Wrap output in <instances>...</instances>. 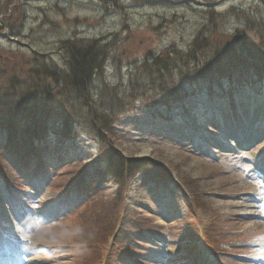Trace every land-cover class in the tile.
I'll list each match as a JSON object with an SVG mask.
<instances>
[{
  "label": "rangeland",
  "instance_id": "obj_1",
  "mask_svg": "<svg viewBox=\"0 0 264 264\" xmlns=\"http://www.w3.org/2000/svg\"><path fill=\"white\" fill-rule=\"evenodd\" d=\"M261 31L262 0H0V91L20 85L13 115L18 125L33 115L24 133L39 132L24 136L22 157L0 151V264H264V71L233 60ZM196 38L214 43L197 53L218 55L210 70L168 108L139 98L115 118L123 137L110 144L149 159L125 182L123 220L106 200L117 183L98 158L89 106L59 95L51 75L41 77L50 97L26 95L30 75L48 66L64 76L63 43L95 41L103 56L91 89L125 97L150 80L152 59L186 60Z\"/></svg>",
  "mask_w": 264,
  "mask_h": 264
},
{
  "label": "trees",
  "instance_id": "obj_2",
  "mask_svg": "<svg viewBox=\"0 0 264 264\" xmlns=\"http://www.w3.org/2000/svg\"><path fill=\"white\" fill-rule=\"evenodd\" d=\"M262 2L264 4V0H262ZM260 34L264 33L261 31ZM236 36L243 35L239 34ZM206 41V39L200 40L199 38H196L192 44L190 53L187 54L188 57L186 60H182V58L177 59L174 56L171 58L167 53L152 59L148 67L150 80L148 82H143L140 86L136 83L133 84L125 97L112 95L110 98L105 99L102 94H96L93 92V89H91L94 78L100 70V61L103 56L102 51L97 48V43L95 41L86 45L77 42L74 43L72 41H66L63 43L68 58V70L64 72V76L61 74L60 70L48 66L37 67L33 73L29 72L30 74L32 73L30 76L36 78V81L33 84V90L30 89L26 92V95H31L36 98L50 97L48 87L45 86L46 81L42 78L51 75L56 79L55 87L59 95L67 96L70 94L77 97L78 100L85 103L86 106H89L90 114L93 118L91 130L98 135L97 138L105 145L101 150L102 154H100L98 158L102 159V162L106 166L104 171L105 174L117 183V189L114 193L113 199L106 200L109 203H112V201H118L112 203V208H116L120 205L122 206L124 212H122V217L120 216V218L123 220L130 218V215L125 212L126 208L124 206V202L129 198V196L126 195L128 183L126 186L125 182H127L130 177L143 171L144 168L148 166L149 159L145 157L125 155L118 147L110 144L113 136L122 135L115 124V118L118 115V111L126 108L127 104L131 101L134 102L139 98L145 104L154 106L162 104L164 108H168L170 102H173L170 99L184 95L185 88L183 85H186L198 75L202 76L208 67H210L208 69L210 70L211 66H209V63L218 58V55L215 54L203 61L197 56L199 52H202V49L214 45L213 42L212 45L211 42L206 44ZM233 52L238 53L237 55H234L236 59L233 60L237 61L242 58V61L246 63L240 66V68L237 66V69H240L239 71L245 70L248 67L256 72L262 73L264 71V39L259 43H252L250 40L244 39V42L237 45ZM232 56L233 55H231V57ZM215 69H217L218 72L223 73L230 71L224 69L221 64H217ZM217 70H214L213 74H215V71ZM18 85L19 84L16 83L9 89L2 87L0 91V131L7 134V144L0 145V151L6 156L11 154L22 157L24 156V150L26 149V146H24V136H28L31 141L32 135L30 134H34V137L37 136L39 132H37L36 129L32 133H24L25 128L27 130H33L29 126L33 115L30 116V119L27 120L25 125L17 124L16 117L13 114L22 109L19 99L24 98V95H22L23 92L19 90L20 85ZM147 93L151 94L146 95ZM155 94L163 100L157 99L158 96ZM165 95L172 96L165 99ZM177 99L180 100V98ZM35 113H37V111ZM51 114L52 112L48 109L46 114L40 118L45 119V121L49 120ZM34 118L38 120L35 115ZM65 123L68 125L70 122L66 120ZM67 128H69V126H67ZM9 144H13L11 150L8 148ZM39 146V150L41 151V145L39 144ZM38 156L40 155H37V157ZM1 171L0 166V172ZM102 191L104 190H99V192ZM123 220L117 225L120 229L122 228Z\"/></svg>",
  "mask_w": 264,
  "mask_h": 264
},
{
  "label": "bare ground",
  "instance_id": "obj_3",
  "mask_svg": "<svg viewBox=\"0 0 264 264\" xmlns=\"http://www.w3.org/2000/svg\"><path fill=\"white\" fill-rule=\"evenodd\" d=\"M261 249H262V258L264 259V242L260 243ZM8 259H11V264H16V263H12L13 259L12 257H9Z\"/></svg>",
  "mask_w": 264,
  "mask_h": 264
},
{
  "label": "water",
  "instance_id": "obj_4",
  "mask_svg": "<svg viewBox=\"0 0 264 264\" xmlns=\"http://www.w3.org/2000/svg\"><path fill=\"white\" fill-rule=\"evenodd\" d=\"M3 35L2 33H0V36Z\"/></svg>",
  "mask_w": 264,
  "mask_h": 264
}]
</instances>
